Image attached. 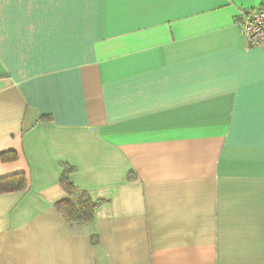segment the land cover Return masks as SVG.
Returning <instances> with one entry per match:
<instances>
[{
    "label": "crops",
    "instance_id": "0c3cea01",
    "mask_svg": "<svg viewBox=\"0 0 264 264\" xmlns=\"http://www.w3.org/2000/svg\"><path fill=\"white\" fill-rule=\"evenodd\" d=\"M263 3L0 0V264H264Z\"/></svg>",
    "mask_w": 264,
    "mask_h": 264
},
{
    "label": "trees",
    "instance_id": "16d2710c",
    "mask_svg": "<svg viewBox=\"0 0 264 264\" xmlns=\"http://www.w3.org/2000/svg\"><path fill=\"white\" fill-rule=\"evenodd\" d=\"M4 159V157H3ZM61 185L66 190L68 197L57 203V208L61 211L69 223L82 224L92 222L94 219V211L98 204L94 203L88 195H80L77 201H72L71 196L74 195V188L68 179L63 178ZM25 187V178L22 175L0 179V194L22 190Z\"/></svg>",
    "mask_w": 264,
    "mask_h": 264
},
{
    "label": "built area",
    "instance_id": "2783aa9c",
    "mask_svg": "<svg viewBox=\"0 0 264 264\" xmlns=\"http://www.w3.org/2000/svg\"><path fill=\"white\" fill-rule=\"evenodd\" d=\"M238 23L248 47L264 51V3L258 10L241 9Z\"/></svg>",
    "mask_w": 264,
    "mask_h": 264
},
{
    "label": "rangeland",
    "instance_id": "374dc122",
    "mask_svg": "<svg viewBox=\"0 0 264 264\" xmlns=\"http://www.w3.org/2000/svg\"><path fill=\"white\" fill-rule=\"evenodd\" d=\"M79 196H80V195H79ZM79 196H78V195H77V196H71V199L73 198V199H75V200H76V199H78V198H79ZM76 201H77V200H76ZM76 201H75V202H76Z\"/></svg>",
    "mask_w": 264,
    "mask_h": 264
}]
</instances>
